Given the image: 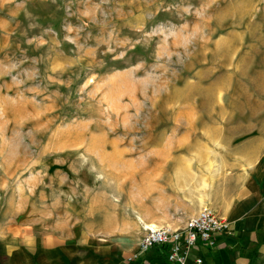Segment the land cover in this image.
I'll return each mask as SVG.
<instances>
[{
	"label": "rangeland",
	"instance_id": "1",
	"mask_svg": "<svg viewBox=\"0 0 264 264\" xmlns=\"http://www.w3.org/2000/svg\"><path fill=\"white\" fill-rule=\"evenodd\" d=\"M226 134L264 138V0H0V239L127 258L214 209Z\"/></svg>",
	"mask_w": 264,
	"mask_h": 264
},
{
	"label": "crops",
	"instance_id": "2",
	"mask_svg": "<svg viewBox=\"0 0 264 264\" xmlns=\"http://www.w3.org/2000/svg\"><path fill=\"white\" fill-rule=\"evenodd\" d=\"M222 141L227 155L214 165L228 171L205 204L229 220L231 234L219 235L214 247L199 241L188 264L197 258L203 264H264V138L226 134ZM125 255L74 234L62 240L37 235L0 239V264H171L160 248L133 263Z\"/></svg>",
	"mask_w": 264,
	"mask_h": 264
},
{
	"label": "built area",
	"instance_id": "3",
	"mask_svg": "<svg viewBox=\"0 0 264 264\" xmlns=\"http://www.w3.org/2000/svg\"><path fill=\"white\" fill-rule=\"evenodd\" d=\"M231 234V223L220 216L214 209L205 207L190 218L185 228L170 226L147 227L141 237L137 250L127 257L133 263L145 253L160 248L171 264H188L192 251L201 241L208 247H214L217 237ZM196 264H203L202 258L195 259Z\"/></svg>",
	"mask_w": 264,
	"mask_h": 264
},
{
	"label": "bare ground",
	"instance_id": "4",
	"mask_svg": "<svg viewBox=\"0 0 264 264\" xmlns=\"http://www.w3.org/2000/svg\"><path fill=\"white\" fill-rule=\"evenodd\" d=\"M189 95V94H188ZM187 94H183V95H181V96H179V98L180 99H182V100H187L188 101V99L190 98L189 96H188ZM175 95H174V99H175ZM165 102V101H164ZM185 102V101H184ZM155 141V140H154ZM140 173L139 172H136V173H134V174H132V177L135 179V181L136 180H142L143 178H140V176H138ZM142 175V174H141ZM142 177V176H141ZM146 228L147 227H157V225H155V224H151V225H146L145 226Z\"/></svg>",
	"mask_w": 264,
	"mask_h": 264
}]
</instances>
